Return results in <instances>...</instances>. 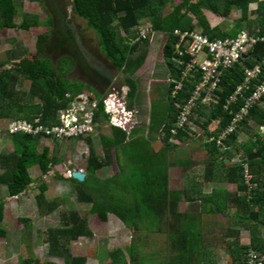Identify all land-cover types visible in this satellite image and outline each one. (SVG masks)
<instances>
[{
	"label": "trees",
	"instance_id": "obj_1",
	"mask_svg": "<svg viewBox=\"0 0 264 264\" xmlns=\"http://www.w3.org/2000/svg\"><path fill=\"white\" fill-rule=\"evenodd\" d=\"M23 1L25 0H0V30L19 29L27 32L32 28L46 27L51 32L38 36L36 52L29 53L27 50L20 52L18 48L9 51L8 58L0 61V120L35 122L40 118L41 124L52 128L63 124L61 119L63 113L73 107L79 96L91 95V90L68 78L74 68L71 58L64 57L56 65L52 54H46V46L55 34L51 16L41 21L39 15L22 12L21 21L18 22ZM29 1L43 3L42 0ZM195 1L182 0L176 5L173 0H73L75 15L87 21L89 28L98 35L102 50L118 70L125 74L131 108L136 111L137 123L130 131L112 127V135L106 133L101 135L104 155H98L92 144V135L89 133L73 138H58L55 134L51 136L31 135L25 132L14 134L8 128L14 151L0 155V189L7 186L9 197H21L24 192L40 183L37 187L40 191L38 206L42 209L45 204L49 213L60 207L63 200L47 201L49 185L41 183L42 179L33 177L32 168L38 167L44 176L50 175L55 166L62 163L59 154L65 141L87 140L91 151L85 180L80 182L73 177L69 179L74 186L77 201L90 205L89 212L102 222H107L110 215L116 216L133 234L129 247L119 248L110 253V264H145V259L138 258L140 254L137 252L138 245L133 241L134 236L139 234L148 236L154 232H161L163 228L166 229L167 235V246L164 249L167 253L164 258L166 264H214L206 260L208 256L203 251L201 216L180 212L181 194L178 196L169 189V168L175 165L169 160V154L177 148L172 139L183 141L191 138L187 128L179 130L177 135L172 132L180 114L177 102L180 104L186 102L201 79V76L197 75L191 81L185 82L178 98L172 97L175 82L181 79L184 72V66L177 61L176 44L179 37L176 31H197L200 26L203 33L213 40L234 37L239 31L231 34L229 30H223L218 26L212 27L210 17L208 19L204 11L208 10L213 17L218 15L228 18L234 8H241L247 13L251 4L258 3L256 14L259 19L251 20L249 28L253 34L264 36V0ZM192 14L199 17L198 26L194 24ZM236 23L240 27V21ZM145 28H151L154 32H160L167 37L163 52L174 80L168 93L169 111L165 112L161 108L155 110L153 105L149 125L146 117L139 119L141 100L137 97L139 84L134 79L135 74L146 64L148 48L152 43L151 39L138 40ZM56 46L52 44L50 47L56 49ZM252 55L224 74L216 93L217 102L212 104L209 113L203 117L204 121L200 123L198 118L195 119V114L191 118L201 124L208 138H212L211 143L206 142L205 146L214 155V161L221 165L220 168H215L216 173L224 175L226 180L235 182L240 194L232 199L226 198V195L218 191L201 198L191 197L186 192L183 195L187 202L200 200L202 212L208 214L213 212V208H216L217 212L225 213L230 206H235L237 209L235 224L251 228L262 225L264 228V132L260 130L261 126H264V98L253 106L240 127L249 126L252 129L253 124L258 129L247 142L241 147L237 145L241 129L226 140L228 150H221L215 140L250 96L252 91L247 89L230 112L224 110L226 99L244 82L246 68H253L263 62L264 43L259 44ZM24 80L31 83L28 91L20 90L19 86ZM103 98L102 95L95 98L99 103L95 110V130L102 123L108 124L110 118ZM201 108L203 106L200 105ZM145 114L142 113L144 116ZM216 120H219L218 126L212 131L209 130L208 127ZM140 125L149 126L152 132H160V138L164 143V148L160 152L150 154L145 132L137 138L139 134L136 128ZM43 138L55 142L53 154L48 146L40 151L39 146ZM237 153L242 154L241 160L226 168L218 160V157L230 159ZM216 154L218 157H215ZM214 161L212 160L211 164ZM114 164L117 165L118 172L105 176L102 172ZM245 165L253 177L250 182L256 184L251 190L244 177ZM56 174L65 179L58 171ZM204 179H207V173L204 174ZM1 218L0 215V238H4L7 231L1 227L3 221ZM61 219L63 227L48 230L49 254L53 257H62L64 264H87L85 257L72 256L69 251V245L73 241L81 237H93L87 220L74 210L64 212ZM21 221L28 226L31 224L28 218H22ZM250 245L253 250L264 252V238L261 239L255 234ZM250 245H243L230 251L233 264H245L243 258L246 257V249ZM197 257L199 259L195 261L194 258ZM18 261L19 264H59L41 261L32 254L27 258L20 256Z\"/></svg>",
	"mask_w": 264,
	"mask_h": 264
},
{
	"label": "rangeland",
	"instance_id": "obj_2",
	"mask_svg": "<svg viewBox=\"0 0 264 264\" xmlns=\"http://www.w3.org/2000/svg\"><path fill=\"white\" fill-rule=\"evenodd\" d=\"M65 1V4H63V0H57V3L63 9L65 16L67 17L68 10H70L73 5V0ZM181 2L182 0H173V3L176 5ZM53 10L56 9L49 7L48 0H43L41 5L30 1H23V6L20 8V17L18 18V22L21 21L22 12L39 15L41 21H45L47 17L50 16L49 14L53 13ZM257 10L258 3H253L250 6L249 12L246 13L241 8H234L230 12V16L228 18L218 15L213 17L210 15L208 10H205L204 12L208 19L210 17L209 21L212 27L218 26L223 30H229V33L233 34L236 31L240 32L242 30H250V21H256L259 19V16L256 14ZM169 11H171V8ZM192 18L194 24L198 26L199 17L192 14ZM74 20L78 25L80 35H82L86 40V45L90 44L95 49L99 48L100 39L96 32L89 28L87 21L76 16L75 13ZM237 21H240V27L236 23ZM197 30L203 32V28L200 26H198ZM50 32V29L46 27L32 28L27 32L19 29L0 30V61L8 58L9 51L16 50L18 48L20 52H22L21 50H27L29 53L36 52L38 36L48 34ZM55 38L56 37L53 36L46 46V54H52L51 56L56 54V50L58 51L57 48L52 49L50 47L53 44V41H55ZM140 39L148 41L152 39L153 42L148 48L149 56L147 64L154 63L153 65L155 66L154 69H151L149 65L146 68L144 67L145 71L140 82L144 86L145 92L138 91L140 97L142 96L140 103H147L149 99L150 103L153 102L155 110L161 108L163 111L168 112L169 105L167 100H163L166 98L169 100L167 85H165L166 89L160 90L159 94H157V86H153V88L150 87L152 80L157 78H166L168 75L166 68L169 69V67L163 52L167 37L164 34H160V32L152 33L151 28H145L141 31V35L138 40ZM155 83L153 82V85H155ZM30 85V81L24 80L21 82L19 87L21 91H28L30 89ZM146 91H150V94L148 92L146 93ZM209 107L210 106H204L203 110L208 112ZM206 112L204 115L207 114ZM201 116L202 114H198V116L195 115L194 117L195 119L198 118L200 123H202L204 118ZM11 121L12 120H0V155L9 154L14 151V144L8 132V128L12 123ZM189 126L191 130L188 129V131L190 132V136L193 138V145L196 144L200 147L203 143L211 142L210 138L205 136L201 124L198 125L193 120H190ZM214 127L215 125L213 128ZM252 129L249 126L247 129L243 128L242 132L248 134L240 136V141L245 142L248 140L247 136L251 137L258 130L253 124ZM193 130H195V132ZM242 132L240 131V134H242ZM103 133L112 135V127L106 123H102L98 125L97 129L91 134L92 144L95 146L96 151L100 156L104 155V150L101 144V135ZM153 133L154 132L151 133V139L149 137L148 138L150 141H155V144H152L148 147V149L152 154H155L160 152L164 145L159 141V133ZM65 142L59 154L62 163L55 166L58 173L66 176L65 179L57 176L56 172H52L50 175L44 176L38 167L32 168L31 170L33 177L36 179H42L41 183L45 182L49 185V190L46 193L47 201H54L57 199L63 200L60 207H58L55 211L49 213L45 204L42 209L39 208L38 196L40 191L37 187L40 183L35 185L34 188L28 192L24 193L21 197H9L7 186L1 187L0 215L2 217L1 219H3L1 227L7 231V236L0 238V264H19L18 260L20 256L27 258L31 256V254L41 261H53L59 264H64L62 257H53L49 254L50 246L47 241V233L49 229L63 227L61 219L62 214L71 210L77 211L81 217L87 220L88 226L93 233V237H81L69 245V251L72 256L85 257L87 264H110L111 252L119 248L125 249L131 244L133 237L132 231L116 216L110 215L107 222H102L95 215H92L89 212L90 205L77 201L74 186L72 185V182L67 179V170L81 171L86 174L91 146L87 140H73V142ZM40 144V151H42L44 147L48 146L52 151L51 154H53L55 149V142L53 140L43 138ZM210 155L209 150L205 153L200 152V154H198L197 150L195 153L197 159L195 160V156L191 153H186L184 157V150H178L171 153V159L177 160L174 162L177 163L180 170H175L171 173L172 180L169 189L172 193L178 194V196L181 194V199L179 200L180 212L188 214L200 213V203H188L184 200V197L182 196L184 194V185L181 180L186 171L189 173L195 172L193 171L195 162L200 160L205 162L210 159ZM216 156L218 157V154H216L215 157ZM218 160L223 163L225 168L228 167V164H231L230 161H227L225 158L222 159L218 157ZM238 160H240V157L238 158L236 156L233 158L232 162L236 163ZM196 165L199 167L198 163ZM60 168H62V170ZM117 172L118 167L114 164L110 169H105L102 173L105 176H109L114 175ZM192 177L193 176H189V178L185 180V183L193 182ZM231 189L232 191H235L236 186H231ZM235 213V211H232V214ZM232 214L230 215L231 217L222 214H199L203 223V251H205V249L209 252L214 251V255L216 254L214 264H233V258H231L232 255L230 253V251H233L232 249H237L243 245H250L255 234L261 239L264 238V228H262V225H258V227L254 228L246 225L239 226L238 224H234L235 215ZM22 218H28L31 221L30 226H28L27 223H23L21 221ZM165 230L166 229L163 228L161 232H154L148 236L142 234H139L136 237L134 236L133 241L138 245L137 252L140 254L138 258L142 257L145 259V264H166L164 260L167 255L164 250L167 246V235L165 234ZM249 249L250 248H247L246 252ZM198 259V257L194 258L195 261Z\"/></svg>",
	"mask_w": 264,
	"mask_h": 264
},
{
	"label": "built area",
	"instance_id": "obj_3",
	"mask_svg": "<svg viewBox=\"0 0 264 264\" xmlns=\"http://www.w3.org/2000/svg\"><path fill=\"white\" fill-rule=\"evenodd\" d=\"M150 31V30H149ZM153 33V32H152ZM179 41L176 44L177 61L184 66V72L172 92L174 99L184 89V83L201 76L192 96L184 103H178L180 110L179 118L173 134L185 129L190 122L191 115L196 109L209 106L216 102V93L222 83L224 74L235 65L240 64L245 59V55L250 54L259 43H264V36L251 34L248 30L241 31L237 36L226 39H211L201 31H176ZM251 89L250 96L245 103L235 113L229 125L223 129L216 140V145L222 150H228L226 140L237 130L247 119L250 110L254 105L260 103L264 98V60L253 68H246L244 82L226 99L224 110L230 112L232 106L243 95V92ZM128 89L110 93L104 104L107 113L110 115L109 123L113 127H120L128 131L137 123L136 111L132 110L128 97ZM99 103L88 95L78 97L73 107L64 112L61 116V125L49 128L41 124V119L35 122L18 120L11 123L9 131L11 133L25 132L31 135L55 134L58 138H73L82 134H92L95 130V110ZM260 130L264 132V126ZM212 140V139H211ZM244 177L249 189L256 187L251 183V175L248 168L244 167ZM245 264H264V252L249 249L244 258Z\"/></svg>",
	"mask_w": 264,
	"mask_h": 264
},
{
	"label": "crops",
	"instance_id": "obj_4",
	"mask_svg": "<svg viewBox=\"0 0 264 264\" xmlns=\"http://www.w3.org/2000/svg\"><path fill=\"white\" fill-rule=\"evenodd\" d=\"M38 4V2H35ZM66 1L63 0V4H65ZM74 14V13H73ZM51 16V14H49ZM52 17V16H51ZM54 21V18H52ZM70 22L72 23V21L69 19H66V30L63 32H55V41H53L54 45H57V49L58 51H56V54L52 57H54L56 65L58 64L59 60L62 58H71V60L74 63V68L71 72V74L69 75V79L79 82V84L85 85L86 87H88L91 90V96L92 98H99V96H105L106 94H110L112 92L115 91H121V89L125 88V82H126V76L124 73H122L120 70H118V68L113 64V62L110 60V58L107 56V54L102 50V46H101V42L99 44V48L95 49L94 47H92L90 44L86 45V40L84 39L83 36H81L80 40H73L72 41V32L70 31L71 28L70 27ZM68 23V24H67ZM54 29H55V22H54ZM55 31V30H54ZM67 33V34H66ZM74 38V37H73ZM54 40V39H53ZM153 42V41H152ZM148 61V60H147ZM146 62V64L135 74V79L138 81L139 84V92H145V88L144 86L141 84L140 80L141 77L144 74V67H148V65L151 67V69H154V63H149ZM167 70V77L166 78H157L152 80V84L150 87L153 88V86H157L156 88H158L157 90V94L160 93V90L162 89H166V86L168 87V93H169V89H170V84H171V80H173V76L171 75V72L168 68H166ZM121 74H122V79H121ZM170 80V81H169ZM153 82H157L155 83V85H153ZM159 83V84H158ZM150 94V91H146V93ZM140 97V94L137 96ZM142 97V96H141ZM140 97V100H141ZM169 97V96H168ZM164 101L168 99H163ZM217 102V100H216ZM214 102V103H216ZM213 104V103H212ZM138 105V103H137ZM211 106L208 109V112H206L205 110H203V108H201L198 112H195L194 114L198 116V114H202V118L205 117L206 115L205 112L208 114L209 110L211 109ZM139 110L141 111V118L146 117V121L147 124L149 125L151 122V117H152V113H153V102L150 103L149 99L147 103L141 102L140 103V107ZM145 114L144 115H142ZM145 119V118H144ZM143 119V120H144ZM194 121V120H193ZM142 122V121H141ZM195 122V121H194ZM196 124H198L196 122ZM219 124V120L214 121L213 123H211V125L208 127L209 130H213V126H218ZM199 125V124H198ZM142 125H140L138 128H136L138 131V135L137 138L141 137V134L144 133L146 139L148 140V145L149 147L152 144H155V141H150L151 139V133L152 131L150 130L149 126L147 127H141ZM203 128V127H202ZM246 128V127H245ZM241 132L243 131V128H240ZM247 129V128H246ZM191 130V129H189ZM195 132V130H193ZM203 132L206 136L205 133V129L203 128ZM258 132V130L256 131ZM158 132L154 131L153 134H157ZM189 135L190 132L188 131ZM248 133L242 132V134H239V138H238V146L241 147L245 142H247L249 140L250 136L248 137V140L244 141H240V136H244ZM160 135V132H159ZM150 139H149V138ZM246 137V136H245ZM155 140V139H153ZM159 141L161 143H163L162 139L159 137ZM193 138H186L185 140H179V139H172V142L177 144V148L175 150H172L169 154V160L171 162H174L176 159H171L170 155L173 152L176 151H183L184 150V157L186 153H191L193 156H195L196 151L198 150V154H200V152L205 153L206 151L209 150L208 147L205 146V143H203L202 145H200V147H198L196 144L193 145ZM195 143V142H194ZM201 144V143H200ZM164 145V143H163ZM164 148V146H163ZM149 150V149H148ZM192 150V151H191ZM186 151V152H185ZM150 152V150H149ZM195 152V153H194ZM209 153L211 154L210 159H208L207 161L203 162V161H198L194 163V169L193 172H187L185 173V175H183L181 182L184 185V191L186 192L188 195H190L191 197L194 198H201V197H206L209 195H212L215 191H218L220 193H222L223 195H226V198H233L235 197L237 194H240L239 189H238V185L235 182H231L229 180H226L224 175H219L217 174V170L215 168H220L221 165H219L218 163H216L214 161V155H212V153L209 150ZM150 154H152L150 152ZM242 154L237 153L235 154V156H233L232 158L228 159L226 157L227 161H230L232 165L234 164V162H232L234 157H241ZM197 159V157L195 156V160ZM214 161L213 164H211V161ZM241 160V158H240ZM238 160V161H240ZM177 161V160H176ZM175 163V162H174ZM199 164V167L196 164ZM222 166L223 163H221ZM213 165V166H212ZM203 168V169H201ZM223 169V167H221ZM175 170H180L179 166L177 165V163H175V165H171V167L169 168V186H171V180H172V176L171 173ZM185 172V170H184ZM222 172V171H221ZM207 173V179H204V174ZM171 176V177H170ZM189 176H193L192 180L193 182L191 183H185V180H187L189 178ZM210 177V178H208ZM231 186H236V190L232 191ZM211 188V189H210ZM184 197L185 200V196L182 195ZM186 201V200H185ZM188 203H196V202H188ZM197 203H200V200L197 201ZM201 206V205H200ZM213 212L211 214H208L206 212H202V207L200 210L201 214H205V215H218V214H222V215H228V217H231L230 215L232 214V211L237 212L236 207L235 206H230L229 209H227V211H225V213H221V212H217L216 208H213ZM200 213H195V214H200ZM231 213V214H229ZM232 215H236L232 214ZM235 224V223H234ZM237 231V229H236ZM235 231V232H236ZM203 247V246H202ZM207 254V261H211V262H215V255H214V251L213 252H209L207 249H205L204 251Z\"/></svg>",
	"mask_w": 264,
	"mask_h": 264
},
{
	"label": "flooded vegetation",
	"instance_id": "obj_5",
	"mask_svg": "<svg viewBox=\"0 0 264 264\" xmlns=\"http://www.w3.org/2000/svg\"><path fill=\"white\" fill-rule=\"evenodd\" d=\"M48 1H49V7L56 9V10L52 11L53 13H56V14H53V13L51 14V16H52V18H54V22H55V29H54L55 32L58 33L60 31L61 32L65 31L66 30V26H65L66 19H68V20L70 19L72 21V23L70 22V24H69L70 25L69 28H71L70 31L72 32V34H71L72 35V37H71L72 41L74 39L77 41L80 40L82 35H80V32L78 31V25L75 23L74 14H73L74 12H73L72 8H70V10H68V16L66 17L63 9L60 7V5H58L57 0H48ZM55 36L56 35L54 34V37Z\"/></svg>",
	"mask_w": 264,
	"mask_h": 264
},
{
	"label": "clouds",
	"instance_id": "obj_6",
	"mask_svg": "<svg viewBox=\"0 0 264 264\" xmlns=\"http://www.w3.org/2000/svg\"><path fill=\"white\" fill-rule=\"evenodd\" d=\"M25 1H29V0H25ZM30 2H33V1H30ZM34 3H35V2H34ZM38 4L40 5L39 2H38ZM72 4H73V1H72ZM71 8H72V10H73V12H74V6H73V5L71 6ZM247 30H248L251 34H253V32L250 31L249 29H247ZM197 31H199V30H197ZM242 31H244V30H242ZM151 32H154V31L151 29ZM240 32H241V31H240ZM240 32H239V33H240ZM239 33H238V34H239ZM238 34H237V35H238ZM237 35H236V36H237ZM255 35H259V34H255ZM234 37H235V36H234ZM228 38H230V37H228ZM225 39H226V38H225ZM151 41H152V39H151ZM259 44H261V43H259ZM259 44H258V45H259ZM258 45H257V46H258ZM255 48H256V47H255ZM254 50H255V49H254ZM254 50H253V51H254ZM253 51H252L250 54L247 55V56H248L247 59H249L250 57L253 56V55H252V54H253ZM245 56H246V55H245ZM245 59H246V58H245ZM171 81H172V80H171ZM173 81H174V80H173ZM175 85H176V83H175ZM125 88H127L128 91H129V88H128L127 86H125ZM128 94H129V93H128ZM87 95H88V94H87ZM88 96H90V97L92 98L91 95H88ZM107 96H108V94H106V95L104 96L103 101H104V99H105ZM93 99H94V98H93ZM178 103H179V102H178ZM104 105H105V104H104ZM211 105H212V104H211ZM201 106H203V105H201ZM209 106H210V105H209ZM177 107H178V106H177ZM203 107H204V106H203ZM178 109H179V108H178ZM198 109H200V107H199ZM196 110H197V109H196ZM196 110L194 111V113L196 112ZM194 113L191 115V118L193 117ZM191 118H190V120H192ZM109 120H110V118H109ZM109 120H108L107 122H108V125L111 126L110 123H109ZM111 127H113V126H111ZM186 128H187V131H188V129H190L189 124L186 126ZM239 130H240V129H239ZM128 131H130V129H129ZM174 135H177V134H174ZM211 139H212V138H210V140H211ZM211 141H212V140H211ZM210 143H211V142H210ZM221 150H222V149H221ZM55 170H56V168H55ZM55 170L52 171V172H56V171H57V170H56V171H55ZM52 172H51V173H52ZM61 172H62V171H61ZM75 172H76V171L67 170V175H68V178H67V179H71L72 177L74 178V173H75ZM62 173H63V172H62ZM64 176H65V175H64ZM65 177H66V176H65ZM251 177H252V176H251ZM251 179H253V177H252ZM24 193H26V192H24ZM248 248L251 249L252 246H249Z\"/></svg>",
	"mask_w": 264,
	"mask_h": 264
},
{
	"label": "water",
	"instance_id": "obj_7",
	"mask_svg": "<svg viewBox=\"0 0 264 264\" xmlns=\"http://www.w3.org/2000/svg\"><path fill=\"white\" fill-rule=\"evenodd\" d=\"M195 2H198V0H196ZM245 58L247 59L248 56L246 55ZM60 169L62 170V168H60ZM85 177H86V174L83 173V172H81V171H76L74 173V178L77 179V180H79L80 182L84 181L85 180ZM32 185H34V184H32Z\"/></svg>",
	"mask_w": 264,
	"mask_h": 264
}]
</instances>
